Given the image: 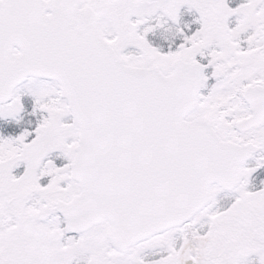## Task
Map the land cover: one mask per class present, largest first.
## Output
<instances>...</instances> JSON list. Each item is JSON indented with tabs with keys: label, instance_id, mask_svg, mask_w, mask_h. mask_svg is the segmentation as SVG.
Returning <instances> with one entry per match:
<instances>
[{
	"label": "snow or ice",
	"instance_id": "obj_1",
	"mask_svg": "<svg viewBox=\"0 0 264 264\" xmlns=\"http://www.w3.org/2000/svg\"><path fill=\"white\" fill-rule=\"evenodd\" d=\"M0 264H264V0H0Z\"/></svg>",
	"mask_w": 264,
	"mask_h": 264
}]
</instances>
